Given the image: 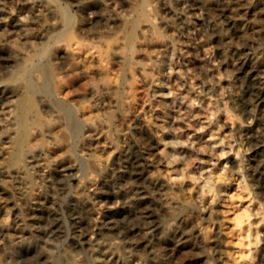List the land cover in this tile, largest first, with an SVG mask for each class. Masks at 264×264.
<instances>
[{"label":"rangeland","instance_id":"rangeland-1","mask_svg":"<svg viewBox=\"0 0 264 264\" xmlns=\"http://www.w3.org/2000/svg\"><path fill=\"white\" fill-rule=\"evenodd\" d=\"M1 1L11 12L4 22L0 23V60L7 63L3 80L12 86L22 85L29 94V130L45 129L57 122L63 124L55 134L46 133L38 142L43 146L44 156L50 162L54 163L64 156L74 160L78 169L77 180L81 182L80 187L76 180H73L74 183L71 181L70 192L61 204V223L68 237L57 241L58 248L52 256L51 264H71L72 258L62 251L71 243L69 235L73 232V218L68 209L71 205H78L81 197H88L98 184L100 185L103 178L100 169L103 164H112L118 171L122 146L130 140H141L138 126H145V129L151 132L158 142L161 155L165 154V149L170 145L166 142L168 140L170 143L176 142L178 146H188L189 141L186 140L200 134L204 135L205 141H212L213 149H209V155L191 152L190 162L183 164L184 166L180 165L177 168L179 171L172 166L160 168L158 171L163 179L166 178L165 181L169 180L174 185L175 198L179 203L176 219L172 222L175 224L179 217L186 213L196 219L202 234L201 240L208 244L204 254H209L213 264H264V200L251 185L247 171V144L242 142L236 133L237 126L245 123L244 115L238 113L239 107L231 102H215L214 98L219 92L232 94L239 91L233 79L235 71L229 62L236 55L238 44H242L241 39H244L237 34L238 28L242 22L247 23L249 18L253 17L252 14L246 13L243 4L245 1L258 0H232L230 6L229 0H169L167 5L161 0H116L117 2L112 4V18L119 16L120 20H111L106 26L98 15L93 16V19L85 18L75 8L73 0ZM39 2L53 9L51 15L48 11H37L34 8ZM99 6V3H95V7ZM167 6L176 12L166 11ZM261 9H258L257 17L258 20L261 18L259 21L264 22V10ZM15 18L17 21L26 20V26H16ZM223 34L231 36L228 43L222 40ZM206 35L210 38L206 47L213 70H209L204 75L206 78H203L198 73V65L191 63L190 59L192 56L202 55L201 45L204 44ZM256 35L263 38L252 29L245 38H253ZM121 48L123 53H120ZM262 55L264 56V53ZM184 79L191 86V97L201 90L199 80L204 79L213 85L210 90L213 94L209 93L204 103L197 100L198 108L195 106V109L196 113H199L192 121L186 118L177 120L178 113L173 110L177 109L173 101L177 95L176 88ZM104 84L109 87L110 92L97 97L100 100L89 94L93 89L100 91ZM207 100L211 102L209 105ZM210 107H214L217 113L211 118H204L210 115ZM53 111L58 116L53 115ZM227 112L229 115L225 114ZM80 113L103 115L101 118H106L107 124L117 126L120 137L116 138L109 129L105 132V142L102 141L104 143H98L96 139L85 141V125ZM6 115L4 123L12 117L10 114ZM0 116L2 117V114ZM209 119L215 122L199 130L200 121L207 122ZM223 120L232 124V129L216 128V122L222 123ZM63 134L68 135L66 137H70L69 140ZM220 136L223 137V142L218 140ZM51 139L53 142L55 139L67 141L70 146L55 147ZM228 141L233 142L232 149L227 145ZM24 163L23 159L15 161L12 155L7 157L0 164L4 170V173H0V183L12 188L21 182L29 188L30 193L36 194L40 179L34 174V169L26 167V173L23 175L15 173V169ZM201 166L204 167L203 170ZM11 195L16 196L14 193ZM16 202H9L7 214L0 219L1 224L12 221L15 208L20 205V200ZM99 210L101 206L96 216L103 218ZM25 245L28 246L26 243Z\"/></svg>","mask_w":264,"mask_h":264},{"label":"bare ground","instance_id":"bare-ground-1","mask_svg":"<svg viewBox=\"0 0 264 264\" xmlns=\"http://www.w3.org/2000/svg\"><path fill=\"white\" fill-rule=\"evenodd\" d=\"M114 1L116 0H73L72 3L85 18L89 19L92 17L93 19V16L98 15L106 26L111 20H120L119 16H114V18H112L113 14L111 9L113 8L112 6H114L112 4H115ZM121 1L123 2V0ZM161 1L167 5V1L169 0ZM238 1L240 2V0ZM232 2V0H229V6ZM95 3H99L100 6L95 7ZM243 6H245L246 13L252 14L253 17L251 19L249 18L250 21H247V23L242 22L241 27L238 28L239 31L236 33L244 39H241L242 44L240 46L238 44L237 53L236 55L234 54L235 56L229 62L235 71L233 79L238 85L239 91L232 94L219 92L214 98L215 102H231L239 107L238 113L244 115L245 123L239 124L238 126L236 125V133L240 140L247 144V171L251 185L256 189L255 191L257 194L264 200V56L262 55V53H264V22L259 21L261 18L258 20L257 17L259 12L258 9L264 8V3H262L261 0L245 1ZM34 8L37 11H48L50 15L51 12H53V9L44 5L43 2L36 3ZM7 9L0 0V23L4 22L5 17L11 14V12H9L10 10L8 11ZM229 10L232 12V8ZM142 11H144V8ZM166 11L170 13L176 12V10L170 6ZM14 21H17L16 18ZM226 21L228 22V20ZM169 22H171V20ZM92 24L94 26V23ZM15 25L24 28L26 26V20L21 19L15 22ZM250 29L262 35L263 38L258 35L253 38H245L248 31L250 32ZM230 37L229 34H223L222 40L228 43ZM209 39L207 35L203 39L204 44L201 45L203 50L202 55L192 56L190 59L191 63L198 65V73L200 76L202 75V77L209 70H213L212 62L207 56L208 51L206 44ZM122 51L121 48L120 53H123ZM112 52L114 51H111V53ZM5 63L0 60V114H2V117L0 116V164L10 155H12L15 161L23 159L25 163L18 166L15 169V173H22L23 175V173H26V167H30L34 169L33 172L39 177L40 183L37 184L39 187H37V189L39 190L36 194L30 193L29 188L21 182L14 185L12 188L0 183V219L4 218L7 214L10 206L9 202L20 200V205L15 208L12 221L8 224L0 223V264H51L52 256L58 248L57 241L68 237V233H66V230L62 227L60 207L66 195L70 192L71 181L73 182V180H76L77 185H81V182L77 180V164L67 156L57 159L54 163L45 158L43 146L38 141L41 140L46 133L50 135L55 134L61 129L63 124L57 122L51 124L47 128L44 127L45 129L29 130L28 126L30 124L27 125L29 118V94L26 93L22 85L12 86V84L10 85V83L6 84L4 82L3 73L7 68V63ZM66 71L71 73L69 70ZM99 71L102 72L100 69ZM177 73H174V75ZM183 76L185 75L183 74ZM185 79L184 81L182 80L183 82L176 88L177 95L174 97L173 101L176 103L174 107H177V109L173 107V110L178 113L176 116L177 120L186 118L192 121L193 117L199 113H196L197 109H195L197 100L204 103L208 98V94L212 93L210 90L213 88V85L204 79L199 80L201 90H199V88V92L194 94L196 96L191 97L189 96L192 92L191 86ZM197 83L198 82H196V84ZM109 90V87L104 84L100 91L93 89L89 94L98 99L97 97L99 96L107 95L110 92ZM79 95L82 94H78V96ZM44 99L46 100V98ZM210 103L211 102H208V105ZM77 108H79V105ZM213 108L212 111L210 110L211 113H208L210 115H206L204 118H211L217 113V110ZM52 110L53 109H51V111ZM56 111L58 110L56 109ZM90 111L92 112L93 110ZM97 111H99V109ZM90 113H88L89 115H86L87 113L84 115L80 113L85 125V141L90 142L96 139L98 143L102 141L105 142L104 135L109 129L112 130L116 138L120 137V132L116 125L107 124L105 121L106 118L105 120L101 118L103 115L100 116L99 113L94 115ZM6 114H10L12 117L9 121L4 123L3 121L7 118ZM52 114L57 115L56 113L54 114V111ZM225 114H228V112ZM222 118L224 119L225 117ZM226 118L225 120H227ZM35 119L36 118H34V120ZM225 120H223L222 123H218V120L216 122V128L224 127V129H232L233 125L227 124ZM214 122L213 119H209L207 122L200 121L198 129L203 130ZM138 127L140 128L139 133L141 140H130L128 144L122 146L120 149L122 159L120 158L121 162H119L120 164L118 163V171L115 170L112 164H103L100 169L103 177L100 185L98 184L96 188L94 187V191L88 197H81L78 205H71L69 207V215L73 218V232L72 235H69L71 243L68 247L62 248L63 250H61L72 258L71 264H213L211 258L208 256L209 254H204L208 244L206 245L205 242L201 240L202 234L197 226L196 219L194 220L190 213H186L181 215L179 221L175 224L172 222L173 219H176V210L179 209V203L175 198L174 185L171 184L169 180L165 181L166 178L163 179L158 173L159 169L163 167L167 168L172 166L178 170L177 168H179L180 165H186L190 162L189 155L191 152L200 155H209L211 152L209 149H213L211 148L213 147L212 141H205V138H203L204 135L202 136L200 134H195L192 139L189 137L190 140H186L189 141L188 146H178L176 142L170 143L171 141L168 140L166 142L170 145L167 150L165 149V154L161 155V151H158V142L150 134L151 132H148L145 126L144 128ZM214 130H212V136L214 135ZM66 136L65 138H67ZM69 138L70 137L67 139L69 140ZM122 139L124 138L122 137ZM51 140L53 142V139ZM218 140L223 142V137H218ZM232 143L233 142H229L227 144L231 149L233 147ZM53 144L55 147L70 146V143L67 141H58L57 139H55ZM99 149L101 150L100 147ZM55 154L54 152V156ZM96 161L101 162L98 160ZM182 166L181 169L183 168ZM201 168L200 169L203 170L204 167L201 166ZM0 173H4L1 167ZM7 177L9 178V176ZM172 179L173 178H171V180ZM8 185H10V183ZM201 192H203V190ZM12 193L16 194V196L11 195ZM77 196L79 195L77 194ZM103 204L104 206H102ZM100 206L101 210L99 211L102 212L103 217H99L101 220L96 216V212ZM188 212H190L189 209ZM25 243L28 244V246L25 245ZM224 262L226 263V261Z\"/></svg>","mask_w":264,"mask_h":264}]
</instances>
